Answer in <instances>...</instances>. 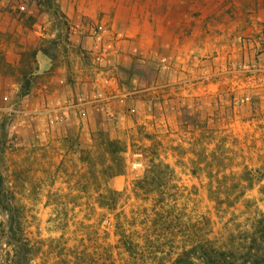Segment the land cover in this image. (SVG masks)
<instances>
[{
	"label": "rangeland",
	"instance_id": "rangeland-1",
	"mask_svg": "<svg viewBox=\"0 0 264 264\" xmlns=\"http://www.w3.org/2000/svg\"><path fill=\"white\" fill-rule=\"evenodd\" d=\"M0 172L32 264L240 237L264 217V0H0Z\"/></svg>",
	"mask_w": 264,
	"mask_h": 264
},
{
	"label": "trees",
	"instance_id": "trees-1",
	"mask_svg": "<svg viewBox=\"0 0 264 264\" xmlns=\"http://www.w3.org/2000/svg\"><path fill=\"white\" fill-rule=\"evenodd\" d=\"M0 210L5 220L0 221V263L32 264L37 248L28 237L26 209L15 203L0 172ZM240 237L231 235L230 241L216 244L204 239L176 254L171 264H264V217L244 230ZM1 238L5 239L4 245ZM122 244L130 259L143 254L140 244L129 237H122ZM5 247V249L3 248Z\"/></svg>",
	"mask_w": 264,
	"mask_h": 264
}]
</instances>
